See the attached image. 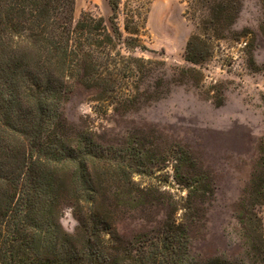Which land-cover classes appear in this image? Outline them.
Wrapping results in <instances>:
<instances>
[{"label":"trees","instance_id":"obj_1","mask_svg":"<svg viewBox=\"0 0 264 264\" xmlns=\"http://www.w3.org/2000/svg\"><path fill=\"white\" fill-rule=\"evenodd\" d=\"M108 1L110 27L90 12L76 20L77 0H0V264H264V139L232 206L234 247L210 254L197 243L218 188L190 148L167 153L186 192L179 197L161 182L135 180L153 178L167 161L142 132L108 142L90 116L70 121L77 85L94 92L95 113L127 112L172 92L163 72L148 84L156 63L136 56L148 51L145 6L131 0L122 30L121 0ZM186 2L193 32L173 79L199 87L222 43L248 42L251 52V30L237 25L256 2L264 31V0ZM66 209L74 232L61 223Z\"/></svg>","mask_w":264,"mask_h":264},{"label":"rangeland","instance_id":"obj_2","mask_svg":"<svg viewBox=\"0 0 264 264\" xmlns=\"http://www.w3.org/2000/svg\"><path fill=\"white\" fill-rule=\"evenodd\" d=\"M138 1L147 9L143 40L148 51L136 56L156 63L148 66L154 68L148 74V84L163 72L171 81L172 92L159 102L141 103L127 112L99 109L101 112L95 113L98 103L94 102V92L77 85L67 104V115L72 122L90 116L106 133L108 142L120 140L127 131L142 132L147 145L157 150V158L167 161L153 178L135 180L161 182L179 197H185L186 192L175 180L174 162L167 153L190 148L193 157L201 161L202 172L218 188L207 199L210 210L203 215L209 220L206 238L197 243V249L210 254L231 250L237 230L232 206L252 177L257 145L264 139V31L258 22L259 6L248 3L237 25L239 30H251V52L246 48L248 42L222 43L204 69L205 81L191 87L173 79L176 68L186 64L185 48L193 32V24L185 16L187 0ZM131 5V0H121L118 24L122 30ZM85 12L104 18L111 26L113 13L108 0H77L75 19ZM262 214L264 220V209ZM61 223L67 231H75L77 221L71 209L64 211Z\"/></svg>","mask_w":264,"mask_h":264}]
</instances>
